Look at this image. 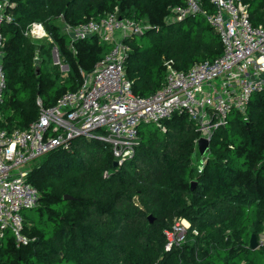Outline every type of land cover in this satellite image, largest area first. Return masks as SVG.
I'll return each instance as SVG.
<instances>
[{"label": "trees", "instance_id": "obj_1", "mask_svg": "<svg viewBox=\"0 0 264 264\" xmlns=\"http://www.w3.org/2000/svg\"><path fill=\"white\" fill-rule=\"evenodd\" d=\"M13 2L14 21L3 27L7 88L0 102L2 126L8 130L34 121L38 102L47 107L75 90L79 70L93 69L109 49L96 36L72 41L60 30L59 18L73 26L115 11L147 23L144 33L125 39L130 46L125 75L139 96L162 86L164 59L186 71L222 52L219 36L201 13L168 20L184 0ZM200 2L213 9L209 0ZM242 2L251 23L264 25V0ZM32 21L44 24L52 42L36 45L23 35ZM54 46L68 66L62 77L45 68ZM37 51L40 62L34 65ZM163 124L165 130L140 125L134 155L121 165H113L103 142L84 136L38 158L27 177L39 191L32 208L42 209L54 229L46 233L29 226L23 210L30 241L16 246L5 232L0 264H264V246H249L250 236L264 228V92L253 93L244 113H229L226 124L214 131L201 165L193 162L201 157L195 122L175 114ZM176 219H186L189 226L184 240L166 249V232Z\"/></svg>", "mask_w": 264, "mask_h": 264}, {"label": "built area", "instance_id": "obj_2", "mask_svg": "<svg viewBox=\"0 0 264 264\" xmlns=\"http://www.w3.org/2000/svg\"><path fill=\"white\" fill-rule=\"evenodd\" d=\"M184 1L172 8L168 20L201 13L219 36L222 52L186 71L176 69L172 59H164L165 81L148 96L135 95L125 75L130 51L125 39L144 33L147 23L120 17L115 11L73 26L64 23L72 41L96 36L109 49L83 74L77 89L67 90L50 106L38 102V117L27 127L8 130L0 118V238L9 232L16 246L30 241L24 233L23 210L38 205L39 191L27 177L32 163L46 153L68 148L72 140L84 136L103 142L121 165L134 155L140 125L151 123L165 130L163 120L175 114L195 122L196 143L199 138L210 143L232 110L244 113L253 93L264 92V25L251 23L248 6L242 0H209L213 7L209 11L200 0ZM14 6L13 0H0V102L7 88L3 27L14 21ZM23 35L52 42L40 21L30 22ZM38 60L35 54L34 62ZM188 226L174 223L166 232V249L184 240ZM256 239L258 246H264V228Z\"/></svg>", "mask_w": 264, "mask_h": 264}, {"label": "rangeland", "instance_id": "obj_3", "mask_svg": "<svg viewBox=\"0 0 264 264\" xmlns=\"http://www.w3.org/2000/svg\"><path fill=\"white\" fill-rule=\"evenodd\" d=\"M58 24L60 25V30L62 32H67V28H66V25L64 24L62 18H59L57 20ZM52 40V39H51ZM44 43H48V41H45ZM54 51H56V56H57V61H54ZM40 57V56H39ZM50 60L51 62L49 63H46L45 64V68L52 71L53 74H56V73H62L64 72V69H65V66H62L63 64V61L59 59V56H58V52L56 50V46H54L52 49H51V56H50ZM47 61V59H46ZM38 62V61H37ZM63 75L61 74V77ZM197 157V156H195ZM38 164V160L35 161L31 166H30V170L33 169V167ZM24 216L27 218V221H28V225L29 226H32V225H35L38 229H41L43 230L44 232L46 233H50L53 231L54 229V222L53 221H50L48 219V216L47 214L42 211V209L40 208H31V209H26L24 211ZM186 222V223H185ZM175 223H178L181 225V223H185L187 226H188V221L185 219V221L183 222V219H176V222ZM185 235V234H184ZM181 242V241H180ZM179 242V243H180ZM179 243H177L176 245H178Z\"/></svg>", "mask_w": 264, "mask_h": 264}, {"label": "water", "instance_id": "obj_4", "mask_svg": "<svg viewBox=\"0 0 264 264\" xmlns=\"http://www.w3.org/2000/svg\"><path fill=\"white\" fill-rule=\"evenodd\" d=\"M137 35H139V34H137ZM54 60L57 61L56 51H54ZM196 144H197V149H198L199 154L200 155H204L205 152L208 149V145H209L208 140L205 139V138H199L197 140V143ZM113 165L114 166H117V162L114 161L113 162ZM191 184L192 185H195L196 182H192ZM68 198H71V196L64 195V199H68ZM148 219H149V221H152V217L150 215L148 216ZM249 246H250L251 249H256L258 247V243H257V239H256V235L255 234H252L250 236Z\"/></svg>", "mask_w": 264, "mask_h": 264}, {"label": "crops", "instance_id": "obj_5", "mask_svg": "<svg viewBox=\"0 0 264 264\" xmlns=\"http://www.w3.org/2000/svg\"><path fill=\"white\" fill-rule=\"evenodd\" d=\"M28 38V37H27ZM30 39V41L31 42H33V43H35L36 45H42V44H46V43H44L45 41H48V40H46V39H41V40H33V39H31V38H29ZM50 41H48V43H49ZM70 48H72V50L74 51V49H73V47H71V44H70V46H69ZM57 50V49H56ZM35 54H38V51L37 52H35ZM35 56V55H34ZM38 56H40L39 54H38ZM60 59V58H59ZM60 60H62L63 61V59H60ZM55 61V60H54ZM39 62H40V57H39V60H38V62H34V58H33V63H34V65H38L39 64ZM62 66H65V69H64V72H66L67 71V69H68V66H67V64H65V63H63L62 64ZM92 70V69H91ZM90 70V71H91ZM80 71V75H81V82H80V84L82 83V80H83V74L84 73H89L90 71H88V70H83V69H80L79 70ZM63 75H65V73L63 74ZM80 86V85H79ZM78 86V87H79ZM77 87V88H78ZM76 88V89H77ZM0 118H1V120H2V122L4 121V119H3V116L0 114ZM6 128V127H5ZM19 128H21V127H19ZM7 129V128H6ZM210 144V143H209ZM209 146V145H208ZM196 148H197V144H196ZM201 157H195L194 156V163L196 164V165H201V163L204 161V159H205V157L204 156H202V155H200ZM35 162V161H34ZM33 164V163H32ZM10 234V233H9ZM11 235V234H10ZM12 237V236H11Z\"/></svg>", "mask_w": 264, "mask_h": 264}, {"label": "bare ground", "instance_id": "obj_6", "mask_svg": "<svg viewBox=\"0 0 264 264\" xmlns=\"http://www.w3.org/2000/svg\"><path fill=\"white\" fill-rule=\"evenodd\" d=\"M186 223V222H185Z\"/></svg>", "mask_w": 264, "mask_h": 264}]
</instances>
